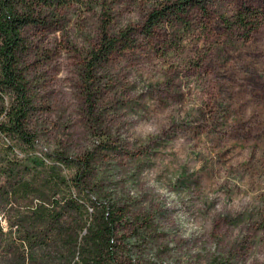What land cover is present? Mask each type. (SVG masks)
I'll use <instances>...</instances> for the list:
<instances>
[{
	"label": "rangeland",
	"instance_id": "374dc122",
	"mask_svg": "<svg viewBox=\"0 0 264 264\" xmlns=\"http://www.w3.org/2000/svg\"><path fill=\"white\" fill-rule=\"evenodd\" d=\"M155 1L82 0L28 29L26 65L39 80L31 120L41 148L94 146L88 108L98 98L88 99L86 80L93 77L95 89L101 69L89 77L85 59L103 30L141 25ZM203 27L180 46L155 31L116 55L102 80L98 103L115 143L147 156L128 185L154 229L141 221L120 234L144 264H264V26L247 42L233 41L219 24ZM114 157L108 170L134 171L126 154Z\"/></svg>",
	"mask_w": 264,
	"mask_h": 264
},
{
	"label": "trees",
	"instance_id": "16d2710c",
	"mask_svg": "<svg viewBox=\"0 0 264 264\" xmlns=\"http://www.w3.org/2000/svg\"><path fill=\"white\" fill-rule=\"evenodd\" d=\"M81 1L0 0V264H144L132 257L120 233L139 230L141 221L144 230L154 229L151 216L139 213L140 195H133L128 185L138 181L144 165L139 159L146 151L135 156L115 143L113 128L103 121L105 107L98 103L107 90L100 87L102 80L106 73L109 80L116 55L135 49L159 29L180 46L206 30L205 23L219 24L230 39L242 42L264 26V0L152 2L141 25L103 30L85 59L89 77L101 69L95 73L101 79L95 89L89 85L93 77L86 80L88 99L98 98L88 108L97 142L82 152L62 143L43 149L31 120L39 80L33 83L26 65L28 29L53 23V12ZM118 154L135 164L125 177L107 169V160ZM210 264L227 263L213 258Z\"/></svg>",
	"mask_w": 264,
	"mask_h": 264
}]
</instances>
